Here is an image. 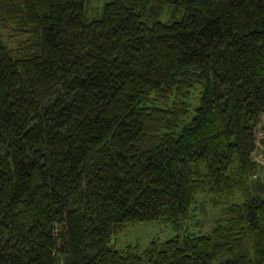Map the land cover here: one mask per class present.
Instances as JSON below:
<instances>
[{
	"label": "trees",
	"instance_id": "obj_1",
	"mask_svg": "<svg viewBox=\"0 0 264 264\" xmlns=\"http://www.w3.org/2000/svg\"><path fill=\"white\" fill-rule=\"evenodd\" d=\"M90 4L0 0V264H264V0Z\"/></svg>",
	"mask_w": 264,
	"mask_h": 264
},
{
	"label": "rangeland",
	"instance_id": "obj_2",
	"mask_svg": "<svg viewBox=\"0 0 264 264\" xmlns=\"http://www.w3.org/2000/svg\"><path fill=\"white\" fill-rule=\"evenodd\" d=\"M105 1L108 0H91L89 14L94 15L96 12L99 13ZM166 11H168V7H165V11L160 16V20L164 21L168 19L169 15L166 16ZM0 39L8 46H14L20 37L11 30L10 26H1L0 24ZM258 137L262 141L258 144L254 159L259 164L258 175L264 178V128L258 133ZM200 205H203V209H201ZM220 211V205L215 206L207 196L200 195L197 197V209L192 216L191 223H195L202 230H208ZM173 234L174 231L170 224L163 218L153 221L127 223L119 233L112 236L110 244L116 248H121L126 245H137L139 248H143L151 239L157 238L159 240H165L172 237Z\"/></svg>",
	"mask_w": 264,
	"mask_h": 264
}]
</instances>
